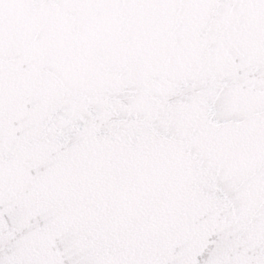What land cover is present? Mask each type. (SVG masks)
<instances>
[{"label": "water", "instance_id": "95a60500", "mask_svg": "<svg viewBox=\"0 0 264 264\" xmlns=\"http://www.w3.org/2000/svg\"><path fill=\"white\" fill-rule=\"evenodd\" d=\"M0 264H264V0H0Z\"/></svg>", "mask_w": 264, "mask_h": 264}]
</instances>
